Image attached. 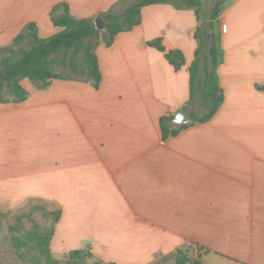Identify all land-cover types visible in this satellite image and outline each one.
<instances>
[{"label":"crops","instance_id":"obj_1","mask_svg":"<svg viewBox=\"0 0 264 264\" xmlns=\"http://www.w3.org/2000/svg\"><path fill=\"white\" fill-rule=\"evenodd\" d=\"M134 1L0 0V48L28 22L40 37L59 31L54 7L89 17ZM140 17L96 46L97 88L85 77L43 89L23 79L27 98L0 102V209L57 202L53 253L87 245L94 259L154 264L192 243L202 264H264V0L220 7L212 32L223 101L208 121L168 137L161 116L204 111L199 95L187 103L200 21L170 3ZM156 38L183 53L179 69L147 44Z\"/></svg>","mask_w":264,"mask_h":264},{"label":"trees","instance_id":"obj_2","mask_svg":"<svg viewBox=\"0 0 264 264\" xmlns=\"http://www.w3.org/2000/svg\"><path fill=\"white\" fill-rule=\"evenodd\" d=\"M220 0H215L208 20H201V0H135L119 13L110 11L100 12L99 15L105 22L104 30L97 29L93 24L92 17H75L70 14L65 6L64 11L51 13L53 25L61 27L59 31L45 38L40 37L35 22L26 23L12 41L0 48L4 53L0 57V102H21L28 96V91L21 85V80H29L36 88H46L52 79H71L69 74L60 73L54 70L53 56L62 52L61 62L68 68L69 72L76 73L81 77L92 80L93 86L98 87L101 73L98 68L95 48L103 43L109 46L115 35L119 32L132 29L140 23L141 9L149 4L170 3L178 9H193L197 19L200 21L194 37L198 46L195 56L189 65V98L187 103H192L199 95V102L204 108L200 114H190L188 122L181 123L170 128L169 123L173 121L174 114L167 113L160 117L159 124L163 137L176 135L183 128L196 122L208 121L217 111L223 101L222 88L219 85L217 73L218 50L213 38V20L218 15ZM28 46L24 47L23 44ZM148 45L156 47L164 52L165 58L175 69H179L184 63L183 53L180 50L165 51L159 38L150 40ZM82 52L78 61L75 56ZM47 215L53 217L57 223L61 210L47 211ZM1 215V212H0ZM21 218L19 219V223ZM1 226V220H0ZM9 229H17L9 225ZM53 231L49 227L35 225L32 231L26 236L33 240L44 264H60L51 259L49 243ZM25 240H19L18 246L25 245ZM201 249V248H200ZM71 258L80 260L92 253L86 246L72 249L68 252ZM39 264V263H36ZM78 264H90L80 261ZM107 264H114L108 262ZM173 264H202L199 259L189 260L182 248L175 251Z\"/></svg>","mask_w":264,"mask_h":264},{"label":"rangeland","instance_id":"obj_3","mask_svg":"<svg viewBox=\"0 0 264 264\" xmlns=\"http://www.w3.org/2000/svg\"><path fill=\"white\" fill-rule=\"evenodd\" d=\"M202 10L205 15L210 14L213 4L215 0H201ZM228 0H220L219 9L221 6L225 5ZM204 14H201V20L206 21V17ZM98 14L91 15L94 20ZM49 36L46 34L41 36L43 38ZM217 37L215 36V39ZM24 47H27L28 44L24 43ZM2 54H0L1 56ZM63 54L59 52L53 56L54 63L53 68L55 71L69 74L75 77H81L76 73L69 72L68 68L61 62ZM82 57V52L78 53L75 56L76 60H80ZM198 100V99H196ZM197 113L203 111V108L197 104L192 107ZM59 209V205L57 202L42 200L33 198L25 201L21 205H17L12 208L0 209L1 215V226H0V264H44V259L40 256L38 249L35 246L33 240H29L26 236L32 231L35 225L45 226L52 229L54 232V228L56 223L53 221V217L51 215H47V211H56ZM21 218V222L19 223V219ZM9 225L16 226L17 229L10 230ZM19 240H25V245L18 246L17 242ZM85 246V245H84ZM90 248V246H87ZM50 248V243H49ZM182 249L184 250L186 256L189 260L197 259L200 254V250L196 245L192 243H186ZM89 250V249H88ZM51 251V249H50ZM51 259L57 261L60 264H78L80 261L90 264H107L108 262L94 259L92 256H86L81 258L80 260L71 258L68 253H53L51 251ZM175 259V252L158 257L154 264H173ZM115 264V263H114Z\"/></svg>","mask_w":264,"mask_h":264},{"label":"water","instance_id":"obj_4","mask_svg":"<svg viewBox=\"0 0 264 264\" xmlns=\"http://www.w3.org/2000/svg\"><path fill=\"white\" fill-rule=\"evenodd\" d=\"M93 24L99 30H104V28H105V22H104L103 18L101 17V15H99V14L93 20ZM174 119L177 123H182V122L188 121L189 116L186 115L185 113L181 112V111H178L175 113Z\"/></svg>","mask_w":264,"mask_h":264},{"label":"bare ground","instance_id":"obj_5","mask_svg":"<svg viewBox=\"0 0 264 264\" xmlns=\"http://www.w3.org/2000/svg\"><path fill=\"white\" fill-rule=\"evenodd\" d=\"M26 150V149H25Z\"/></svg>","mask_w":264,"mask_h":264},{"label":"built area","instance_id":"obj_6","mask_svg":"<svg viewBox=\"0 0 264 264\" xmlns=\"http://www.w3.org/2000/svg\"><path fill=\"white\" fill-rule=\"evenodd\" d=\"M189 244V243H188Z\"/></svg>","mask_w":264,"mask_h":264}]
</instances>
